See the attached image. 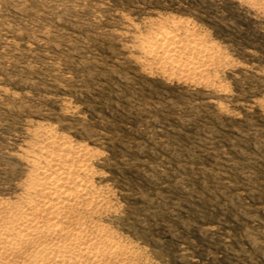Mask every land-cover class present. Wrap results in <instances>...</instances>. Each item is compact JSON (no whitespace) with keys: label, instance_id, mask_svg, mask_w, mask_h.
Instances as JSON below:
<instances>
[{"label":"rangeland","instance_id":"obj_1","mask_svg":"<svg viewBox=\"0 0 264 264\" xmlns=\"http://www.w3.org/2000/svg\"><path fill=\"white\" fill-rule=\"evenodd\" d=\"M159 31L185 71L142 51ZM53 133L134 264H264V0H0V200Z\"/></svg>","mask_w":264,"mask_h":264},{"label":"bare ground","instance_id":"obj_2","mask_svg":"<svg viewBox=\"0 0 264 264\" xmlns=\"http://www.w3.org/2000/svg\"><path fill=\"white\" fill-rule=\"evenodd\" d=\"M158 34L144 41L142 51L185 71L179 62L187 48L179 34ZM195 47L200 54L209 50ZM29 148L30 173L22 194L0 200V264H134V250L88 220L103 211L105 201L93 183L90 148L54 133Z\"/></svg>","mask_w":264,"mask_h":264}]
</instances>
